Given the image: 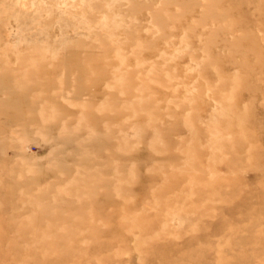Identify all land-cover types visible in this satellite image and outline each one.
<instances>
[{"label": "rangeland", "instance_id": "obj_1", "mask_svg": "<svg viewBox=\"0 0 264 264\" xmlns=\"http://www.w3.org/2000/svg\"><path fill=\"white\" fill-rule=\"evenodd\" d=\"M0 264H264V0H0Z\"/></svg>", "mask_w": 264, "mask_h": 264}]
</instances>
